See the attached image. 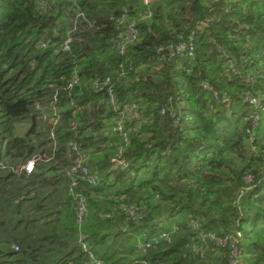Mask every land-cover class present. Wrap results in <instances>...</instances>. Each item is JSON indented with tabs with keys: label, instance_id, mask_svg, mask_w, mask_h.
Here are the masks:
<instances>
[{
	"label": "trees",
	"instance_id": "1",
	"mask_svg": "<svg viewBox=\"0 0 264 264\" xmlns=\"http://www.w3.org/2000/svg\"><path fill=\"white\" fill-rule=\"evenodd\" d=\"M149 1L0 0V264H264V0Z\"/></svg>",
	"mask_w": 264,
	"mask_h": 264
},
{
	"label": "built area",
	"instance_id": "2",
	"mask_svg": "<svg viewBox=\"0 0 264 264\" xmlns=\"http://www.w3.org/2000/svg\"><path fill=\"white\" fill-rule=\"evenodd\" d=\"M150 1L149 0H145V3L148 4ZM207 24H203V26H206ZM139 35L138 30L135 28L133 23H129L127 26V30H126V34L123 37V46L129 43H133L134 41L137 40ZM67 49V46H66ZM123 49L124 47H121V54L123 53ZM178 52L182 53V52H187V54L189 56H192L191 50L184 46V45H180L178 48ZM107 83L109 84V80L107 81ZM99 88V90L103 89V87L97 86ZM109 92V97H110V103L112 105H114V107H116V97L115 94L113 93V91L111 89H108ZM251 103H256L257 101L253 98H251L249 100ZM129 111H132V108L129 109ZM54 124H56L57 120L53 121L51 120ZM114 130H118V131H122L123 127L121 125V122L118 123V127H116ZM124 137H126V135H124ZM127 138V137H126ZM125 138V140H126ZM73 151L72 152H77V148L73 147L72 148ZM38 158H34L32 160H30L25 166H23V169L25 170V172L27 174H31L34 172L35 170V163L37 161ZM78 164L76 167L72 168L73 174L80 172L82 174V178L88 180L90 183H96V181H98L97 177H94L91 172L89 171V169L87 167H84L82 165V163L84 162V155H81L78 159ZM118 163H120V165L124 168L125 165L124 163H121V161H118ZM75 184V183H74ZM86 214V207L82 201V199L80 198L78 201V215L80 217V219H82V217H84ZM84 248L86 249V246H84ZM96 264H103L102 262L96 261Z\"/></svg>",
	"mask_w": 264,
	"mask_h": 264
},
{
	"label": "rangeland",
	"instance_id": "3",
	"mask_svg": "<svg viewBox=\"0 0 264 264\" xmlns=\"http://www.w3.org/2000/svg\"><path fill=\"white\" fill-rule=\"evenodd\" d=\"M22 168H21V166H18V171H20Z\"/></svg>",
	"mask_w": 264,
	"mask_h": 264
}]
</instances>
